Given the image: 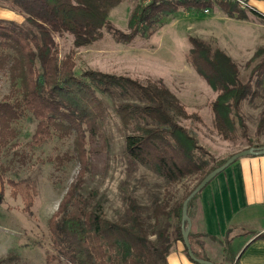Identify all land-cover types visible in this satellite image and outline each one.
<instances>
[{
    "label": "trees",
    "instance_id": "1",
    "mask_svg": "<svg viewBox=\"0 0 264 264\" xmlns=\"http://www.w3.org/2000/svg\"><path fill=\"white\" fill-rule=\"evenodd\" d=\"M124 1L0 0V7L23 19L21 24L0 20V78L6 77L11 85L10 94L0 101V197L8 188L11 196L21 201L23 213L31 215L35 186L6 179L2 165L4 155L16 145L15 127L24 118L35 123L30 138L34 148L51 141L56 133L60 137L73 134L80 164L78 175L48 220L50 250L44 264H168L167 257L183 241V202L230 158L215 162L199 145L196 134L182 125L194 115L186 112L162 81L140 83L91 70L77 76L73 55L61 57L54 37L70 36L73 50L95 45L105 32L126 45L137 38L150 39L165 16L179 10L203 14L215 4L229 19L246 20L250 12L264 23V15L218 0H150L148 4L137 0L122 32L113 27L109 15ZM189 43L187 63L215 95L210 103L213 129L224 141L240 135L246 149L264 148L248 139L241 115L242 103L254 99L264 84V48H258L246 62L250 72L243 80L238 65L219 47L194 37H189ZM102 98L113 100L115 115L128 132L127 156L165 181L163 189L152 187L153 192L146 194L147 206L127 196L129 213L117 220L107 218L97 190L85 193L86 175L91 171L85 134L94 136L100 129L108 107ZM262 115L259 128L264 125V110ZM192 180L197 181L195 186L185 191ZM201 192L188 204L190 222ZM259 238L264 239V233ZM194 239L189 233L193 255L207 261L194 249V244H199ZM184 252L187 255L186 248ZM223 253L228 264H237L229 239ZM17 260L10 254L0 258V264Z\"/></svg>",
    "mask_w": 264,
    "mask_h": 264
},
{
    "label": "rangeland",
    "instance_id": "2",
    "mask_svg": "<svg viewBox=\"0 0 264 264\" xmlns=\"http://www.w3.org/2000/svg\"><path fill=\"white\" fill-rule=\"evenodd\" d=\"M136 2L126 0L110 12L109 21L113 27L126 31ZM246 16V20L228 19L215 4L208 13L192 14L179 10L165 16L150 39L137 38L126 45L106 32L95 45L77 50H73L72 38L68 35L55 36L54 39L61 57L73 55L77 76L91 70L140 83L162 81L186 112L194 115L182 125L196 134L199 145L217 162L227 160L247 147L240 135L235 140L224 141L213 129L210 103L215 95L187 63L189 37L219 47L234 60L241 78L246 80L250 72L245 67L246 62L258 48H264V23L250 12ZM0 20L23 22L21 17L3 7H0ZM10 92L9 80L1 77L0 101ZM102 99L108 107L100 129L94 136L85 134L86 150L91 158L85 193L93 188L97 190L103 198L102 206L107 218L117 220L129 213L125 205L127 196L138 204L142 200V206L148 205L146 194L153 192L152 187L154 190L163 189L165 181L127 156L125 138L128 132L121 127L115 115L113 100L112 103L110 99ZM263 110L264 84L258 95L244 101L241 107L247 137L253 143L264 141V125L257 127ZM34 128L35 123L30 118L17 123L16 145L2 159L7 170L6 179L28 181L36 188L31 215L23 213L21 201L14 199L8 188L0 197V258L15 255L18 262L14 264H44L45 253L50 250L48 220L57 211L80 171L73 134L60 137L56 133L51 141L34 148L30 145ZM196 182H185V191L193 188ZM171 189L174 191L173 187ZM179 189L184 193L183 188ZM258 227V223L246 225L244 231H255Z\"/></svg>",
    "mask_w": 264,
    "mask_h": 264
},
{
    "label": "crops",
    "instance_id": "3",
    "mask_svg": "<svg viewBox=\"0 0 264 264\" xmlns=\"http://www.w3.org/2000/svg\"><path fill=\"white\" fill-rule=\"evenodd\" d=\"M248 3L264 15V0ZM194 211L189 233L199 242L194 249L207 261L228 264L223 245L229 239L237 264H264V239L259 238L264 233V155L241 158L216 176L201 192ZM256 223L255 231H244ZM184 250L183 243H177L167 263L195 264Z\"/></svg>",
    "mask_w": 264,
    "mask_h": 264
},
{
    "label": "water",
    "instance_id": "4",
    "mask_svg": "<svg viewBox=\"0 0 264 264\" xmlns=\"http://www.w3.org/2000/svg\"><path fill=\"white\" fill-rule=\"evenodd\" d=\"M264 155V148L256 151L255 149H248V150H243L241 152H238L234 155H232L221 167L217 168L213 172H211L209 175H207L197 186L196 188L189 194V196L185 199L183 202V207H182V243L184 247L187 250V255L190 258V260L196 264H213L209 261H204L197 259L192 251H191V246L188 240L189 236V229L191 226V222L187 217V207L189 202L199 193L201 192L216 176H218L220 173L225 171L230 165H232L234 162L237 160L248 157V156H260ZM185 225L187 227L185 228Z\"/></svg>",
    "mask_w": 264,
    "mask_h": 264
},
{
    "label": "built area",
    "instance_id": "5",
    "mask_svg": "<svg viewBox=\"0 0 264 264\" xmlns=\"http://www.w3.org/2000/svg\"><path fill=\"white\" fill-rule=\"evenodd\" d=\"M218 1H223V2H230V3H233V4H236L237 7L241 10H250V9H253L248 1H245V0H218ZM150 2V0H144V4H148ZM204 13H208V10H205Z\"/></svg>",
    "mask_w": 264,
    "mask_h": 264
}]
</instances>
